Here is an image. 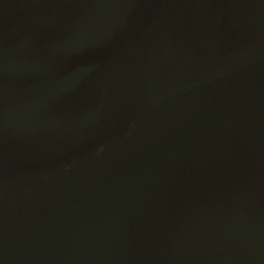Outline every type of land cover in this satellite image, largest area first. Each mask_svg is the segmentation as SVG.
Instances as JSON below:
<instances>
[{"label":"water","instance_id":"water-1","mask_svg":"<svg viewBox=\"0 0 264 264\" xmlns=\"http://www.w3.org/2000/svg\"><path fill=\"white\" fill-rule=\"evenodd\" d=\"M0 264H264V0H0Z\"/></svg>","mask_w":264,"mask_h":264}]
</instances>
